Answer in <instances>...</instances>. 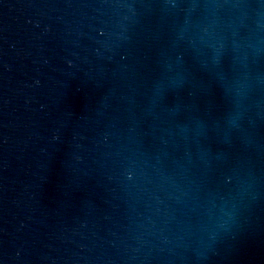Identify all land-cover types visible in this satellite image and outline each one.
Returning a JSON list of instances; mask_svg holds the SVG:
<instances>
[{
    "label": "water",
    "instance_id": "obj_1",
    "mask_svg": "<svg viewBox=\"0 0 264 264\" xmlns=\"http://www.w3.org/2000/svg\"><path fill=\"white\" fill-rule=\"evenodd\" d=\"M0 264H264V0H0Z\"/></svg>",
    "mask_w": 264,
    "mask_h": 264
}]
</instances>
